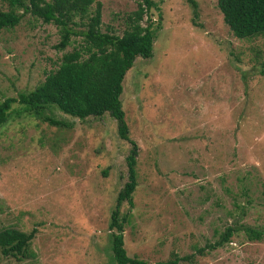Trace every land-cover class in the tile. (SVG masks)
<instances>
[{"label":"rangeland","instance_id":"obj_1","mask_svg":"<svg viewBox=\"0 0 264 264\" xmlns=\"http://www.w3.org/2000/svg\"><path fill=\"white\" fill-rule=\"evenodd\" d=\"M137 0L101 4V31L121 34ZM148 58L136 57L119 95L128 139L108 113L54 126L21 113L0 126V229H34L32 256L0 264H113L108 229L136 144V188L123 227L127 255L148 263L264 264V35L238 39L216 0H154ZM0 0V10H7ZM18 12H22L19 9ZM146 24L145 17L141 21ZM57 27L29 13L0 30V102L40 83L64 51ZM121 212L128 205L123 202ZM227 225L239 230L215 248ZM244 226L262 232L248 239Z\"/></svg>","mask_w":264,"mask_h":264},{"label":"trees","instance_id":"obj_2","mask_svg":"<svg viewBox=\"0 0 264 264\" xmlns=\"http://www.w3.org/2000/svg\"><path fill=\"white\" fill-rule=\"evenodd\" d=\"M7 10H0V30L17 25L24 14L29 13L43 23L54 24L59 32V40L54 48L63 50L75 37L77 45L64 51L57 66L45 73L44 79L33 89L20 92L16 97H6L0 102V126L11 115L12 103L20 108L15 114L38 118L54 126H66L64 121L49 116L47 108H55L65 115L84 119L99 117L108 113L116 121L117 135L128 139V127L119 95L123 89L125 73L133 65L136 57L148 58L152 54V43L158 25H153L149 13L154 9V0H137L136 8L124 19V28L117 34L112 28L101 31V4L94 0H6ZM196 17L195 0H187ZM216 6L223 22L238 39H253L264 35V0H216ZM22 9V12H18ZM145 17L146 24L141 21ZM258 72L264 74V56ZM126 155L127 180L115 197L108 229L111 260L113 264H176L186 256L172 255L166 260L148 263L132 255L123 246V227L129 221L133 206L132 194L136 188V144L130 141ZM126 202V212L120 209ZM239 230L236 225H227L219 232L218 239L209 244L215 248L229 241ZM248 239H260L262 232L244 226ZM34 229L28 232L13 228L0 229V252L6 257L20 260L32 256L29 245L34 237Z\"/></svg>","mask_w":264,"mask_h":264}]
</instances>
